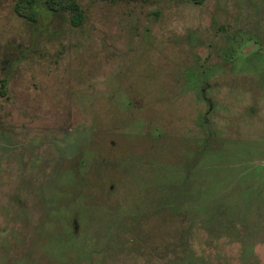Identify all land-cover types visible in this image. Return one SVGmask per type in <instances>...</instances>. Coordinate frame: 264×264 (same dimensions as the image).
<instances>
[{
	"label": "rangeland",
	"instance_id": "rangeland-1",
	"mask_svg": "<svg viewBox=\"0 0 264 264\" xmlns=\"http://www.w3.org/2000/svg\"><path fill=\"white\" fill-rule=\"evenodd\" d=\"M16 1L0 264H264V0Z\"/></svg>",
	"mask_w": 264,
	"mask_h": 264
},
{
	"label": "trees",
	"instance_id": "trees-1",
	"mask_svg": "<svg viewBox=\"0 0 264 264\" xmlns=\"http://www.w3.org/2000/svg\"><path fill=\"white\" fill-rule=\"evenodd\" d=\"M115 3H133L145 0H106ZM195 4H200L203 0H191ZM45 9L51 13H62L67 15L72 27L78 28L84 20V13L77 0H17L14 12L30 23H35L40 14V9ZM2 87L4 81H1ZM4 95V92H0Z\"/></svg>",
	"mask_w": 264,
	"mask_h": 264
}]
</instances>
